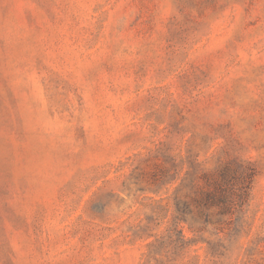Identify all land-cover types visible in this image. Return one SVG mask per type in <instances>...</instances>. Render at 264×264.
Returning a JSON list of instances; mask_svg holds the SVG:
<instances>
[{
	"label": "rangeland",
	"instance_id": "1",
	"mask_svg": "<svg viewBox=\"0 0 264 264\" xmlns=\"http://www.w3.org/2000/svg\"><path fill=\"white\" fill-rule=\"evenodd\" d=\"M0 264H264V0H0Z\"/></svg>",
	"mask_w": 264,
	"mask_h": 264
}]
</instances>
